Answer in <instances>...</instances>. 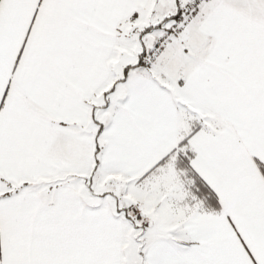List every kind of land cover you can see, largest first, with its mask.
<instances>
[{"label":"snow or ice","instance_id":"6c2138e0","mask_svg":"<svg viewBox=\"0 0 264 264\" xmlns=\"http://www.w3.org/2000/svg\"><path fill=\"white\" fill-rule=\"evenodd\" d=\"M0 264H264V0H0Z\"/></svg>","mask_w":264,"mask_h":264}]
</instances>
